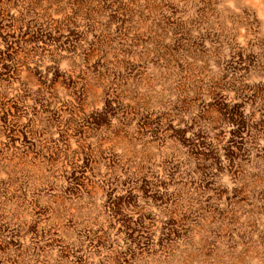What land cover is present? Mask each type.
Instances as JSON below:
<instances>
[{
  "label": "rangeland",
  "instance_id": "1",
  "mask_svg": "<svg viewBox=\"0 0 264 264\" xmlns=\"http://www.w3.org/2000/svg\"><path fill=\"white\" fill-rule=\"evenodd\" d=\"M0 264H264V0H0Z\"/></svg>",
  "mask_w": 264,
  "mask_h": 264
}]
</instances>
